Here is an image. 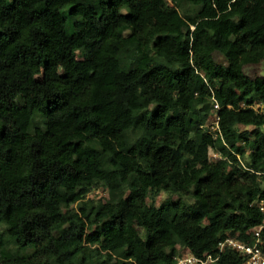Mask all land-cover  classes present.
Segmentation results:
<instances>
[{"label": "trees", "instance_id": "1", "mask_svg": "<svg viewBox=\"0 0 264 264\" xmlns=\"http://www.w3.org/2000/svg\"><path fill=\"white\" fill-rule=\"evenodd\" d=\"M263 60L264 0H0V264L264 253Z\"/></svg>", "mask_w": 264, "mask_h": 264}, {"label": "built area", "instance_id": "2", "mask_svg": "<svg viewBox=\"0 0 264 264\" xmlns=\"http://www.w3.org/2000/svg\"><path fill=\"white\" fill-rule=\"evenodd\" d=\"M218 106V105H217ZM261 209L264 210V201L260 203ZM264 230V221L255 229V235L260 236ZM226 247H232L240 251L245 257L246 264H264V253L260 248V242L257 240L254 244H248L240 241L236 237L228 236L220 243V251ZM215 259L212 255L206 258L198 257L190 252H185L178 257L176 264H210Z\"/></svg>", "mask_w": 264, "mask_h": 264}, {"label": "rangeland", "instance_id": "3", "mask_svg": "<svg viewBox=\"0 0 264 264\" xmlns=\"http://www.w3.org/2000/svg\"><path fill=\"white\" fill-rule=\"evenodd\" d=\"M244 71L246 74H248L249 76H256V75H264V60L261 61L259 64H254V65H245L244 66ZM210 155L211 157L217 158V154L215 151L211 150L210 151ZM92 195V194H91ZM94 197H106L107 193L105 190L103 189H97L94 193V195H92ZM167 195L166 194H161L160 196L157 197L156 202L159 205V202L162 201L164 198H166ZM173 198H176V196H174Z\"/></svg>", "mask_w": 264, "mask_h": 264}, {"label": "clouds", "instance_id": "4", "mask_svg": "<svg viewBox=\"0 0 264 264\" xmlns=\"http://www.w3.org/2000/svg\"><path fill=\"white\" fill-rule=\"evenodd\" d=\"M216 108H218V106L216 105ZM217 123H218V120L216 121L215 120V124L212 126V128L217 131L219 128H217ZM210 125V124H209Z\"/></svg>", "mask_w": 264, "mask_h": 264}]
</instances>
